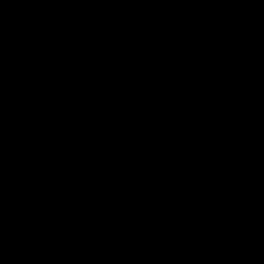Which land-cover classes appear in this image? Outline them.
<instances>
[{"label":"water","instance_id":"1","mask_svg":"<svg viewBox=\"0 0 264 264\" xmlns=\"http://www.w3.org/2000/svg\"><path fill=\"white\" fill-rule=\"evenodd\" d=\"M0 264H264V0H0Z\"/></svg>","mask_w":264,"mask_h":264}]
</instances>
